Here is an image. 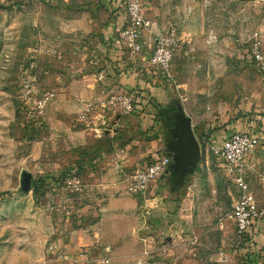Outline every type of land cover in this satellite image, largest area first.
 I'll list each match as a JSON object with an SVG mask.
<instances>
[{
  "label": "crops",
  "instance_id": "0c3cea01",
  "mask_svg": "<svg viewBox=\"0 0 264 264\" xmlns=\"http://www.w3.org/2000/svg\"><path fill=\"white\" fill-rule=\"evenodd\" d=\"M46 2H50V9L43 15L45 25H41V30L45 39L42 40L63 43L66 63H60L61 71L54 73L57 77L55 100L47 107L45 125L51 129L53 138L59 132L73 133L71 119L81 110H88L91 127L83 128L78 134L85 139L84 148L95 151L80 156V177L89 185V190L74 200L71 195L58 199L56 206L63 204L71 214L63 217V224L51 233L55 236L49 246L51 264H95L92 261L101 258L109 259L110 264H215L214 260L202 261L199 254L201 256L204 249L209 250L212 245L215 247L216 242H220L218 249L250 260V263L245 262L247 264H262L264 217L238 241L234 224L227 218L231 209L215 226L207 214L218 210L217 202L223 200L222 195L226 200L230 197L231 208L238 196V190L233 196V187L219 179L226 171L210 150V145L220 143L235 131L249 130L258 137V145L244 160V177L258 207L264 209V185L260 182L264 174V107L261 101L264 93L253 95V113L238 120L243 123L228 126L214 139H208L206 146L211 162L208 165L199 163L201 173L195 172L187 181H177L179 173L174 176L168 173L150 186L145 205L151 209L146 227H142V202L128 194L127 178L156 159L171 156L165 152L161 138H149L150 134L136 132L138 124L141 127L149 123L151 111L158 109L167 98L165 73L149 63L154 34H158L161 21L152 19V14L145 11L154 26L142 32V52L131 55L117 44V33L126 23L125 10L119 1ZM55 68L56 65L53 70ZM117 92L133 93L135 108L142 107L149 115L122 116L102 109L105 99ZM104 120L112 130L100 127ZM214 160L221 170L212 164ZM53 184L50 182L48 188L52 192L59 190ZM189 230L197 239L194 244L201 247L188 243ZM213 230L216 235L212 243L205 238H212ZM142 238H146L147 244ZM162 242L166 243L164 254L160 253ZM242 263L243 260L239 262L229 255L224 264Z\"/></svg>",
  "mask_w": 264,
  "mask_h": 264
},
{
  "label": "rangeland",
  "instance_id": "374dc122",
  "mask_svg": "<svg viewBox=\"0 0 264 264\" xmlns=\"http://www.w3.org/2000/svg\"><path fill=\"white\" fill-rule=\"evenodd\" d=\"M48 5L46 0H0V264H51L49 246L55 239L51 233L63 224L64 211L68 210L63 204L56 205L59 198L69 195L60 189L52 192L49 186L35 193L32 182L43 178L48 183L70 167L78 169L80 176V156L87 151L95 153L84 148L85 139L78 134L91 127L88 110L71 119L73 133L59 132L53 138L45 125L47 107L55 100L54 73L61 71L60 63H66L63 43L43 42L41 25H45L43 15L50 9ZM143 6L152 19L161 21L155 36L165 37L171 28L176 29V46L165 73L167 98L151 111V123L138 124L136 132L161 138L167 153L180 144L185 143L188 149L195 143L196 162L187 164L192 170L177 179L187 181L200 172L199 163L211 162L208 139L228 126L243 123L238 120L253 113V95L264 93L261 75L250 58L255 40L264 53V0H144ZM47 94L53 97L39 114L36 106ZM261 101L264 107V97ZM132 113L149 115L142 107ZM108 125L104 120L100 127L112 130ZM216 168L221 170L218 165ZM219 177L233 187L235 196L236 186L227 173ZM88 190L89 185L70 198L74 200ZM221 197L218 210L207 214L213 226L231 209L230 197ZM212 234L205 239L213 243L216 231ZM189 239L192 247H201L194 244L197 239L190 230ZM219 244L204 249L199 258L224 264L230 255L243 260L242 264L250 263L244 256L218 249ZM102 260L92 263L101 264Z\"/></svg>",
  "mask_w": 264,
  "mask_h": 264
},
{
  "label": "built area",
  "instance_id": "2783aa9c",
  "mask_svg": "<svg viewBox=\"0 0 264 264\" xmlns=\"http://www.w3.org/2000/svg\"><path fill=\"white\" fill-rule=\"evenodd\" d=\"M126 14L125 26L117 33V44L131 55L142 52V32L151 30L154 23L145 15L143 0H117ZM176 46V29L171 28L165 37L156 35L152 42V51L149 63L154 68L166 73L171 66L172 51ZM250 58L258 69L264 83V53L258 40L252 42L250 47ZM53 97L47 94L44 99L38 102L36 109L39 114L43 113L45 103ZM135 96L133 93L117 92L110 96L102 109H114L122 115H130L135 109ZM90 109L92 105L88 106ZM258 145V137L252 131H235L220 143L210 145L211 152L217 156L223 165L226 173L232 177L233 184L237 187L238 196L232 205L227 218L234 224L236 239H243L247 230L254 223L264 217V209H260L255 201L253 192L250 190L244 177V160ZM172 163L171 156H164L149 163L142 169L135 170L127 178L126 190L128 194L142 202L141 215L146 227V218L149 215L150 207L145 205L148 200V190L150 186L161 177L169 173L168 169ZM260 182L264 185V174L260 176ZM59 185V189L68 195L83 193L88 185L78 174L71 175ZM70 211H64V217L70 216ZM162 238V237H160ZM141 241L147 244L146 238ZM51 248V247H50ZM166 252V243L162 242L160 253ZM148 254V252H145ZM101 264H110L109 259H103ZM264 264V259H263Z\"/></svg>",
  "mask_w": 264,
  "mask_h": 264
},
{
  "label": "water",
  "instance_id": "95a60500",
  "mask_svg": "<svg viewBox=\"0 0 264 264\" xmlns=\"http://www.w3.org/2000/svg\"><path fill=\"white\" fill-rule=\"evenodd\" d=\"M172 151V150H171ZM171 153L172 163L169 166V174L174 176L179 173L180 175L183 172H190L192 169H187V164L193 166L196 162V157L198 155V148L195 143H190L189 148L187 149V145L180 144Z\"/></svg>",
  "mask_w": 264,
  "mask_h": 264
},
{
  "label": "trees",
  "instance_id": "16d2710c",
  "mask_svg": "<svg viewBox=\"0 0 264 264\" xmlns=\"http://www.w3.org/2000/svg\"><path fill=\"white\" fill-rule=\"evenodd\" d=\"M76 174H78V169H76L75 167H70V168H67L64 171L56 174L55 176H53L52 179H50V181L51 182L53 181L55 184H60L62 182V180H64L65 178H67L71 175H76ZM50 181H48V183H46V180L43 178L33 180V182H32L33 192L36 193L37 191H40L44 187L49 186Z\"/></svg>",
  "mask_w": 264,
  "mask_h": 264
}]
</instances>
